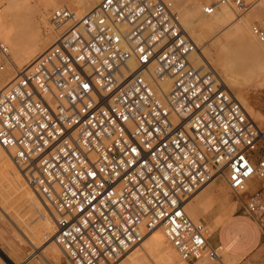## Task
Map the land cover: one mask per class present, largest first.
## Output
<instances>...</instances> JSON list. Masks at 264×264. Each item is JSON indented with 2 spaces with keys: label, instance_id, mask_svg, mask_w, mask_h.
Listing matches in <instances>:
<instances>
[{
  "label": "built area",
  "instance_id": "obj_1",
  "mask_svg": "<svg viewBox=\"0 0 264 264\" xmlns=\"http://www.w3.org/2000/svg\"><path fill=\"white\" fill-rule=\"evenodd\" d=\"M222 5L251 6L203 14ZM49 23L55 43L0 90V146L71 264H118L157 228L182 260L220 261L186 212L218 177L264 235V132L212 66L196 67L174 1L102 0L81 19L60 6ZM252 32L264 42V25ZM0 264H14L1 249Z\"/></svg>",
  "mask_w": 264,
  "mask_h": 264
},
{
  "label": "bare ground",
  "instance_id": "obj_2",
  "mask_svg": "<svg viewBox=\"0 0 264 264\" xmlns=\"http://www.w3.org/2000/svg\"><path fill=\"white\" fill-rule=\"evenodd\" d=\"M101 1L102 0H80L79 2H77V4L72 3L73 6H71L70 8L76 13L77 18L81 19L90 12H92L95 8H97ZM172 1H176L177 4L180 5L181 9L179 8L180 10H178L177 8V10L180 13L181 22L184 27V30L189 35L194 37V41H196L195 43L197 44L198 49L191 56L196 67L200 68L203 72H205L208 67L212 66L216 73L218 72L217 74L222 80V82L225 85H228H226L227 87L234 88L236 86H241L240 84H238V81L236 80L233 74L235 68L232 65L230 57L227 54V51H229V49L226 46H223V48H221L218 56V61H214V64L211 63V61L208 59V57H206L204 52L205 48L203 39L205 38V31H214V28L216 26H222L220 33H227L230 28L233 29L232 7L229 5L220 6V8H222L221 14L216 15L213 20V18H208L203 14L200 18H196V12L198 11V9L195 8L193 4H189V2L187 3L184 0ZM252 1H254L253 14L257 13L258 11L264 10V0ZM8 3V13H5L9 14V16H12L14 12H20L24 8L19 4V0H8ZM48 3L50 4L48 6H51V8L54 7V9L60 6H67L64 4H55L51 1H49ZM249 3L251 4V2ZM251 7L252 4L248 10L244 11L243 13H237L243 15L247 13L251 9ZM48 16H50V14ZM249 16H251V14ZM41 17L42 20L46 23V25L48 24L50 27L47 36L43 35V28L39 21L37 22L34 20L33 22H28L24 16H21V14H18V17H16L15 21H8L10 23L12 22L11 25H9V23V26H7L8 28H10L9 30H7V28L5 27L0 26V39L4 43V45H7L10 48V50L6 49V53L10 52V54L12 55L11 58L13 59V61L11 60V58L9 59V68L7 67V71H0V90L4 89L12 80L16 79L20 71L31 67L34 62L48 48L52 46L54 38H57L58 31L56 32L54 28L50 25L49 18L47 17L45 11H41ZM248 17L246 16L243 19L246 22V29L249 27ZM4 22L7 23V19ZM239 37L241 36H236V38ZM244 40L246 41L244 46L245 54H259L264 52V42L256 41L254 43H250L247 41V38ZM4 56L5 59H8L7 55ZM14 62L18 64L19 69L14 66ZM261 71L262 72H259V74L256 73L257 77H264V68H261ZM2 80H4L3 83ZM164 87H168V82L164 83ZM235 96L245 107L249 115L256 122L263 120V117L260 116L252 108V106L246 102L242 92L238 93ZM13 155V151L9 152L2 146H0V206L5 209V211H7L10 216L13 217L12 219H14L17 224H19L18 226L21 228V230L25 232L28 238L33 240L34 243H48V246L45 250V258L48 262H50L51 264H62L64 260L63 257H65V259H67V257L62 251V249L55 242V230L53 227V223L55 226V220L52 211L43 202V200L36 193V191L30 186L29 182L26 180L23 169L15 163ZM219 179H222L223 182L225 181L224 177H218L214 179L202 190H200L194 197H192L186 204V212L189 217H191L195 221H201V219H205L208 222V228L211 230L212 233H215L225 221L224 219L223 222L221 221V223H216L215 220L217 216H214L211 220H207L208 216L215 215L214 201H218L217 199H219V204L217 203L219 205L217 208L218 212H220L219 210L228 209L229 205L232 203V199L226 191L227 187L223 185L224 183L219 182ZM40 200L45 204L49 211L46 210ZM234 204L238 205V201L234 200ZM26 209H28V211L32 214L34 213V219H29L30 217L25 218L26 215L24 212H26ZM3 221L0 217V249L14 264H23L20 261V249L19 247L17 248L14 245L12 239L10 238L11 235H9L7 231L8 228L6 229V226H4L5 224L3 223ZM6 221L8 222V220ZM16 232L17 231L15 230V235L18 233ZM14 234L13 236H15ZM18 236H20V234ZM170 244L171 243L165 237L162 229L157 228L150 232V234L146 236V238L141 244H139L137 247L132 248V250L130 249L131 252L129 253V250L126 253L127 255L125 254L123 259L118 264H187L183 260L178 261V259H180L181 257L178 255L174 247L171 248ZM16 245H19V243H16ZM221 251L222 250H220L219 252L221 257L220 261L214 260V262H212V260L202 258L198 260L195 264H236V261L238 260H234L233 258L229 257L227 254H225V251V253H221ZM67 262L70 263L68 259Z\"/></svg>",
  "mask_w": 264,
  "mask_h": 264
},
{
  "label": "rangeland",
  "instance_id": "obj_3",
  "mask_svg": "<svg viewBox=\"0 0 264 264\" xmlns=\"http://www.w3.org/2000/svg\"><path fill=\"white\" fill-rule=\"evenodd\" d=\"M49 1L54 2L55 4L56 3L60 4V5L64 4V5L71 7V6H73V4H77V2H79L80 0H19V4L21 6H23L24 8L20 12H14L12 16H9V14H6V13H8L7 12V6L9 5L8 0H0V20L3 19L0 22V26L5 27V28H7V30H9L10 28H8L7 26L11 25L12 22L10 23L8 21L9 20L15 21L16 17H18V14H21V16H24L28 22H33L34 20L37 22L39 21L41 23L42 28H43V35L47 36L49 33L50 27L48 24L46 25V23L42 20L41 11H45L47 17L49 18L48 15L50 14L51 10L54 9V7L51 8V6H48V5H50L48 3ZM184 1L187 3L189 2V4L190 3L193 4L195 6V8L198 9V11L200 10L199 12L198 11L196 12V18H200L201 15L203 14V8L206 5L217 2L218 0H201V1L200 0H184ZM248 1L251 2L252 7L247 13H245L243 15H240L238 13H243L244 11H246V9L240 10L238 8L234 9L232 7V9H233V23H232L233 29L230 28L227 31V33H220L222 26H216L214 28V31L208 30V31L204 32V35H205V38L203 39L204 48H205L204 52H205L206 57H208V59L211 61V63L214 64L215 62L218 61V56H219V52H220L221 48H223V46L224 47L226 46L229 49V51H227L228 52L227 54L230 57V61L235 68V71L233 74H234L236 80L238 81V84L243 86V87L236 86L234 88L233 87H229V88L234 92L235 95L242 92L243 97L246 100V102L249 105H251L252 108L260 116L263 117V120L258 121L256 123L264 131V77L263 76L257 77V74H259V72H262L261 68H264V52L259 53V54H253V53L245 54V50H244L245 49L244 46L246 43V41L244 39L247 38V41L250 43H254V42L258 41L253 36V34L251 32V27L254 23L264 25V10L258 11L257 13L253 14L254 1H252V0H248ZM248 1H247V3H249ZM174 4H175L176 8H178V10L181 9L180 5L177 4L176 1H174ZM46 9H47V11H46ZM221 11H222V8H220V10L214 16H206V17L213 18V20H214L216 15L221 14ZM250 14H251V16H249ZM1 15H3V16H1ZM246 16L247 17L249 16L248 17L249 27L247 29L245 28L246 22L243 20L244 17H246ZM6 19H7V23L4 22V21H6ZM3 22H4V24H3ZM238 35H240L241 37L236 38V36H238ZM192 39L194 40V37H192ZM54 40L56 41L55 38H54ZM54 40H53V44L55 42ZM1 45L6 49L10 50V48L7 45H4V43L0 39V65L4 66L3 72H5L8 70L7 67L9 68V62L8 61L12 55L10 54V52H7V54H6V52L3 53L2 49H1ZM4 55H7L8 59L7 58L5 59ZM210 57L213 59H211ZM11 60L13 61L12 58H11ZM14 66H16V68L19 69L18 64L15 62H14ZM262 149L264 150V142H263V148ZM219 182L224 183L223 185H225L227 187L226 191L230 195V197L232 199V203L229 205V208L226 209L227 211L226 210H219L221 212L220 213V212H218V209H217L219 206L218 205L219 199H217L218 201L215 200L214 201V210H215L214 214L215 215L208 216L207 220H211L214 216H217L215 222L221 223V221L223 222L224 219L231 216L232 214L234 215V213H235V215H244L241 211L236 212L237 205L234 204V200H239V199L235 195V193L228 187V185L225 181L223 182L222 179H219ZM41 203H43V202L41 201ZM42 205L46 208L47 211H49L44 203ZM25 211H26V212H24L26 215L25 218L30 217L29 219H34V217H35L34 213L32 214L31 212L28 211V209H26ZM228 211H230V212H228ZM227 212H228V214H227ZM29 213H31V214H29ZM27 215H29V216H27ZM233 215H232L233 220L248 221L249 222V220L235 219L233 217ZM0 217H1L2 221L4 220L3 221V223L5 224L4 226H6V229L8 228L7 231L9 233V235H11L10 238L12 239L14 245L17 248L19 247V249H20V253H19L21 255L20 261L23 264H51L45 258V250L48 246V243H41V244L40 243L39 244L34 243L33 240L28 238V236L25 234V232H23L21 230V228L18 226L19 224H17V222H15V220L12 219L13 217L10 216L7 213V211H5V209H3L1 206H0ZM4 217L6 220H8V222L4 219ZM201 221L204 222L208 226V222L205 219H201ZM52 222H53V219H52ZM250 225L251 226H250V229L248 230V234L246 236L245 243L241 246V249H240V255H242V261L244 260L247 263H251V260H252L253 254H254L253 252H255V251H253L252 253H249V255H247L246 259H244L245 253L255 243L254 239L257 238L258 232L260 231L255 223L254 224L250 223ZM11 226L14 227L15 229L12 228ZM53 227L55 230L54 223H53ZM15 230L20 234V236H18L19 234L17 232L16 233L18 235L14 234ZM13 234L15 236H13ZM16 237H17V240H16ZM22 239H24V240H22ZM261 239H262L261 248H264V239L263 238H261ZM20 241H21V243H20ZM22 241H23V243H22ZM219 242H220L219 236L218 235L214 236V238L212 239L213 245H217ZM16 243L17 244L19 243V245H16ZM170 246H171V248H173V246L171 244H170ZM131 250L129 251V253L131 252ZM63 259L64 260H63L62 264H68L69 263V262H67V259H65V257H63ZM179 260H182V259L180 258V259H178V261ZM244 261L242 262V264L245 263ZM259 261L264 262V254ZM184 262H186V261H184ZM196 262L197 261L186 262V263L187 264H195ZM212 262H214V261H212ZM257 262L258 261H255V263H257Z\"/></svg>",
  "mask_w": 264,
  "mask_h": 264
},
{
  "label": "crops",
  "instance_id": "obj_4",
  "mask_svg": "<svg viewBox=\"0 0 264 264\" xmlns=\"http://www.w3.org/2000/svg\"><path fill=\"white\" fill-rule=\"evenodd\" d=\"M4 80H2V83ZM242 212L244 215H233L235 219L239 220H249L250 223L254 224L255 221L248 216L243 207L240 205H237L236 212ZM232 215L225 219L223 224L219 227V229L213 233V237L218 235L220 238V242L217 245H213L212 239H211V245L214 248H221V253L227 254L229 257L233 258L236 261V264H242V255H240V249L241 246L245 243L246 236L248 234V230L250 229V223L248 221H238L233 220ZM264 239V235L261 233V231L258 232L257 238L254 239V244L246 251L245 258L249 253L253 252V257L251 260V263H243V264H264V262L259 261L261 257L264 254V248H261L262 245V239ZM225 251V252H224ZM233 261V260H232ZM242 261V262H241ZM255 261H258L255 263Z\"/></svg>",
  "mask_w": 264,
  "mask_h": 264
}]
</instances>
